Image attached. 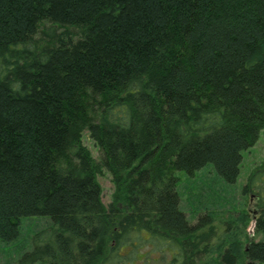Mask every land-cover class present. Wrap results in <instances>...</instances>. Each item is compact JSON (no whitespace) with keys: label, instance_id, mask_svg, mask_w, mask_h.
<instances>
[{"label":"trees","instance_id":"1","mask_svg":"<svg viewBox=\"0 0 264 264\" xmlns=\"http://www.w3.org/2000/svg\"><path fill=\"white\" fill-rule=\"evenodd\" d=\"M263 128L264 0H0V240L49 218L16 264H264V195L263 239L217 246L178 188Z\"/></svg>","mask_w":264,"mask_h":264},{"label":"rangeland","instance_id":"2","mask_svg":"<svg viewBox=\"0 0 264 264\" xmlns=\"http://www.w3.org/2000/svg\"><path fill=\"white\" fill-rule=\"evenodd\" d=\"M259 136V140L243 152L241 172L234 182L225 181L213 163L195 171L194 174L186 171L178 172L181 175L178 187L181 206L187 211L189 217L193 220L201 212H211L217 217L215 220L218 227V234L215 237L217 246L235 236H246V233L251 237L250 239H263V236L255 230L254 219L257 216L256 200L258 196L264 195V128ZM83 139L92 154L99 159L100 151L88 130L84 131ZM99 181L103 188L102 199L107 205L112 200L115 188L112 176L107 169H104L103 174H99ZM244 213L248 215L250 221L243 219L247 217ZM46 224H49V218L44 215L25 218L17 240L8 242L0 240V264H16L23 252L33 247L35 233L41 231ZM147 250L149 247L140 250L141 258L145 256ZM217 254L218 249L214 251V255L217 256ZM36 264H42V262ZM136 264H143V262L137 261ZM244 264H250V261Z\"/></svg>","mask_w":264,"mask_h":264}]
</instances>
